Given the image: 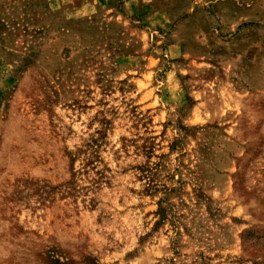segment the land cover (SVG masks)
<instances>
[{
  "label": "rangeland",
  "instance_id": "374dc122",
  "mask_svg": "<svg viewBox=\"0 0 264 264\" xmlns=\"http://www.w3.org/2000/svg\"><path fill=\"white\" fill-rule=\"evenodd\" d=\"M0 264H264V0H0Z\"/></svg>",
  "mask_w": 264,
  "mask_h": 264
}]
</instances>
